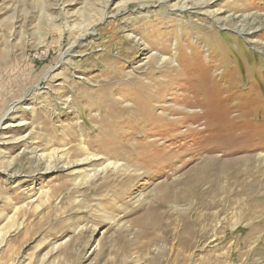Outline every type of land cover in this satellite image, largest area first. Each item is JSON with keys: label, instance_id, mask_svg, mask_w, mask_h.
<instances>
[{"label": "rangeland", "instance_id": "374dc122", "mask_svg": "<svg viewBox=\"0 0 264 264\" xmlns=\"http://www.w3.org/2000/svg\"><path fill=\"white\" fill-rule=\"evenodd\" d=\"M0 117V264H264V0H0Z\"/></svg>", "mask_w": 264, "mask_h": 264}, {"label": "bare ground", "instance_id": "6f19581e", "mask_svg": "<svg viewBox=\"0 0 264 264\" xmlns=\"http://www.w3.org/2000/svg\"><path fill=\"white\" fill-rule=\"evenodd\" d=\"M102 21V20H101ZM101 21H99V23H101ZM89 29V28H88ZM85 30V34L83 35V36H88L87 35V33H89V30ZM91 32H95V30L93 29H91L90 30ZM76 42H74L72 45H70L65 51H63V52H61V53H59V57H60V61L62 62L65 58H68V60H69V57L72 55V53H73V45L75 44ZM37 90V89H36ZM29 92V91H28ZM10 98H9V102H10V104H9V108L7 107L6 109H5V112H4V114H3V117H6V116H8V115H10V110H12L10 107H12L13 105L15 106L16 104H15V102H17V101H19L20 99H22L23 97H22V95H20L18 92H12L11 93V95L9 96ZM19 103V102H18ZM2 118L0 117V120H1ZM80 146H82L81 147V151H82V153L85 155L86 154V157H85V159L89 156V155H92L88 150V148L87 147H84L83 145H80ZM93 156H95V155H92V157ZM52 159H54V157H53V155L52 156H49V162H48V166L47 167H50V165L52 164L51 163V160ZM170 198V197H169ZM168 198V199H169ZM173 198V197H172ZM171 199V198H170ZM185 197H182V198H174V199H172L173 200V202L175 203V204H178V203H180V202H182V201H185ZM189 199V198H188ZM172 202V201H171ZM194 212V211H193ZM1 239V238H0ZM1 241V240H0ZM3 242V241H2ZM2 242H0V243H2Z\"/></svg>", "mask_w": 264, "mask_h": 264}]
</instances>
